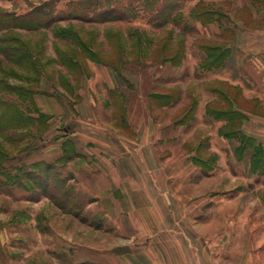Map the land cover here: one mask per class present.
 Listing matches in <instances>:
<instances>
[{
    "label": "crops",
    "instance_id": "1",
    "mask_svg": "<svg viewBox=\"0 0 264 264\" xmlns=\"http://www.w3.org/2000/svg\"><path fill=\"white\" fill-rule=\"evenodd\" d=\"M247 7L251 20L262 24L250 28L237 24L223 62L206 71L211 72V83L225 84L233 108L242 115L240 135L264 150V15L260 19L259 0H248ZM67 68L63 73L70 77L72 71ZM82 75L81 79L93 78V85H103L98 93L107 97L102 107L113 106L118 98L123 101L129 131L114 126L110 136L90 132L99 125L94 107L101 100L90 98L97 94L96 86L86 93L81 82L76 88L75 82L66 84L71 87L65 92L76 100L68 104L64 94H46L40 79L34 103L47 116L45 134L55 138L47 157H61L67 143L71 145L74 155L67 162L76 167L72 179L90 197L84 212H96L99 222L78 225L68 215L64 227L51 222L48 232L35 229V253L26 256L32 264H264V196L252 195L248 189L253 183L254 147H243L237 136L222 134L227 120L207 113V104L218 101V92L208 84L194 90L190 108L195 114L189 118L194 130L186 134L187 122L180 121L182 117L163 122L149 114L150 107L178 106L185 97L182 82L168 84L178 86V99L164 105H156L150 98L153 88H146L143 99L136 102L147 107L148 113L138 121L128 111L132 98L128 89L133 84L137 92L138 85L126 81L123 66L117 72L87 60ZM38 94L46 95L47 103L38 102ZM54 103L65 113L74 110L84 127L66 136L58 134L59 126L51 122L54 117L45 107ZM107 125L99 126L108 129ZM209 158L208 166L201 163ZM238 169L247 188L234 194ZM256 187L259 191L264 183ZM49 208L45 214L52 219L57 212ZM1 259L0 264H29Z\"/></svg>",
    "mask_w": 264,
    "mask_h": 264
},
{
    "label": "rangeland",
    "instance_id": "2",
    "mask_svg": "<svg viewBox=\"0 0 264 264\" xmlns=\"http://www.w3.org/2000/svg\"><path fill=\"white\" fill-rule=\"evenodd\" d=\"M145 1L0 0V80L4 82V88L5 84L13 88L18 85L22 88L33 85L34 93L29 97L34 99V94L39 91L41 79V88L47 91L46 94L58 97L64 94L69 100L66 102L72 104L76 102L74 96L69 91L65 92L67 88L71 87L69 86L71 81L75 82V88L81 82L86 93H92L91 88L96 86L97 94L92 93L93 95L90 97L95 101H99V98L101 100V103L99 102L94 107L95 119L99 125L108 123V129L96 125L91 130L89 129L90 132H103L110 136L114 134V126L128 130L126 125L127 109L120 98L113 102V106L104 108L102 104L107 97L98 94L103 91V85L98 82L93 85V78L83 77L81 79L84 72H82L83 67L80 71H72L70 77L63 73L67 67L63 61H69L66 57L69 52L65 47L68 46L67 43L70 40L56 35L55 32H62L60 29L74 24L83 38L88 35L87 43L96 42V44L94 42V44L88 43V45L96 48L104 58L109 61H118L120 57L126 59V63L123 65L126 81L129 83L134 81L138 85L137 92L133 88V84H130L128 89L132 95V98L128 99V111L130 116L136 115L138 121L144 120L148 113L145 110L147 107H142V103L137 105L136 102L138 99L140 101L143 99L147 92L146 88L165 90L170 87L174 93H179L178 86L168 84L182 82L185 86V97L178 106L171 109L157 108L160 106L150 107L149 114L152 117L155 115L157 120L163 122H172L173 118L182 117L180 121L187 122L186 134L193 133L194 122H190L189 118L195 114V109L190 108L194 103V90L204 84L212 87L219 85L218 82L211 83L209 81L212 77L211 72L206 71L208 69L202 66L210 64L212 57L220 55L219 50L227 47L235 35L237 24L243 23L245 27L250 28L260 26L262 22L251 20V14L247 7L248 0H170L171 3L175 2V6L170 13L169 22L161 28H155L149 23V18L154 14V11L148 9ZM112 2L126 4L124 10L129 15V19L101 23L84 21L90 19L100 7H108ZM259 3L261 19L264 15V0H259ZM116 7L119 6L116 5ZM204 10L206 12L200 15V12ZM31 18L39 21L38 25L45 26H35L34 23L28 21ZM137 30L146 32L150 40L149 44H144L143 47L137 43L136 33H132ZM118 35L123 36L121 46L117 43ZM90 36H93L92 40H90ZM203 43L217 46L219 49H213L212 53L208 55L200 48ZM140 50L145 52L142 59H138ZM174 54L177 55L176 61L179 64L173 65L168 59L165 60V56ZM77 59L80 60L78 63L84 67H86L87 60H91L84 53H79ZM219 60L220 58L217 62ZM170 65L179 66V69H172ZM33 66L40 73L37 84L32 83L31 79H26V76H32ZM33 69L35 70V68ZM29 97L26 96V100L22 102L14 93H1L0 95V100L16 101L25 119L23 120L25 126L8 129L7 125H10L13 120L12 112L9 110V113L2 115L0 111V236H3L0 238V261L1 257H4L8 261L12 259L18 263L23 260V262L27 261L32 264V259L29 260L30 258L26 256L35 253L33 251L36 243L35 229L43 233L48 232L51 222L52 224L57 222L58 228L64 227L66 225L64 218L68 215V218L78 225L90 222L94 225L99 221L96 212H84L90 197L78 181L72 179L74 177L72 168L76 169V167L67 162L74 155L71 145L66 144L68 147L63 156L47 157V150L51 148L55 138L49 132L45 134L49 127L47 117L45 119L44 115L39 116V110L31 107L27 101ZM36 98L38 102L42 103H47L49 100L43 94H38ZM58 106L57 103L45 105L46 109L51 111V116L54 117L51 122L59 126L58 134L66 136L74 128L84 127L73 115L74 110L68 111L71 107L66 108L68 112L65 113L63 108ZM152 110L154 113L151 112ZM204 130L202 129L201 132L204 133ZM203 157L207 158L205 155ZM195 161L200 163L198 158ZM46 162H51L62 178H68L67 185L71 191V199L65 209L55 205L46 196L31 199L32 196H38L39 191L34 189L31 181L25 177L24 171L37 166V164H40L37 166L40 169ZM210 162V158L201 161L205 166H208ZM234 175L237 186L233 193L237 194L247 187L241 183L243 181L241 170L235 171ZM251 178L253 183L248 185L250 194L259 193L264 196V188L260 187L259 191H256L257 184L264 183V166L259 169L254 168ZM49 206H53L57 212V216L55 215L52 219L45 214L50 210Z\"/></svg>",
    "mask_w": 264,
    "mask_h": 264
},
{
    "label": "trees",
    "instance_id": "3",
    "mask_svg": "<svg viewBox=\"0 0 264 264\" xmlns=\"http://www.w3.org/2000/svg\"><path fill=\"white\" fill-rule=\"evenodd\" d=\"M174 1H181V0H174ZM175 2H172L170 0H146L145 5H147L148 9L152 12L154 11V14L149 18V23L152 25V27L155 28H161L165 24L169 22L170 13H172L174 9ZM118 5L119 7H116ZM126 4H120L118 2H112L108 7L99 8L93 16H91L90 19L84 20V21H91V22H107V21H117V20H123V19H129V15L124 10V7ZM206 10L201 11V14H204ZM30 18V17H29ZM71 20V19H70ZM30 23H34L35 26L41 27L45 25H38L40 24L39 21L35 20L34 18H31L28 20ZM29 25V24H27ZM30 26V25H29ZM62 32H55L56 35L61 36L64 39L70 40L67 43V51L69 52L68 55H66L67 60L69 61H63L64 64L71 70H81L84 71L85 67L82 66L81 63H78L80 60L78 58L79 53H84L87 58L96 61L98 63L104 64L106 66H110L117 72H120L121 67L125 65L126 59L124 57H120L118 61H109V59L104 58L102 54L98 52L96 48H92L88 45L86 42V39L88 38V35L83 38L80 31L76 28L74 24H69V26L60 29ZM59 31V30H58ZM59 33V34H58ZM132 33H136L137 43H139L140 46H143L144 44H149L150 40L146 34L145 31H133ZM130 36V35H129ZM90 40H92L93 36L89 37ZM117 43L121 46L123 43V36L118 35L116 37ZM67 42V41H66ZM95 42V41H94ZM94 42H91L89 44H94ZM96 44V42H95ZM145 46V45H144ZM143 46V47H144ZM71 47V48H70ZM201 49H203L207 54L209 55L212 53L213 49H219L217 46H209L207 43H203L200 46ZM64 49V50H65ZM71 49V50H70ZM228 53V48L225 47L221 50H219L220 55H214L212 59L210 60V64L203 65L202 67L207 68L208 70L211 68L218 67L224 60L225 56ZM145 52L140 50L139 58L142 59ZM177 55H171V56H165V60L168 59L169 62H172L173 65L179 64L176 59ZM72 57V58H71ZM179 57V56H178ZM218 58L220 60L217 62ZM216 63V64H215ZM36 66V65H35ZM35 68V70L33 69ZM32 76H26V79L30 80L32 83L37 84L40 78L39 70L33 66ZM4 82L0 80V95L1 93H7L11 94L14 93L18 97L20 101H25V97H29V95L34 93L33 85L32 87H26L22 88V86L18 85L15 88L11 87L10 85L5 84L4 88ZM219 84V83H218ZM216 92H218V101H214L213 103L207 104V113L216 117V118H222L227 120V123L221 127V133L226 136H237L243 147H254V153L251 156V165L252 169L256 168L259 169L260 167L264 166V150L261 146L254 145L248 138H245L243 135H240L239 128L242 122V115L236 111L232 106V101L227 96L226 87L225 84L221 83L217 86H214L212 88ZM150 98L154 101L156 105H164L169 104L172 102H175L178 99V92L174 93L173 89L170 87L165 90H153L150 93ZM29 97L27 101H29V104L31 107H36L34 103V99ZM8 101V102H6ZM7 109V111H6ZM9 110L12 112V118L11 124L7 125L6 127L9 129L11 128H20L22 126H25V123L23 120H25L22 116V112L19 109V105L14 100H0V111L2 115H6L9 113ZM45 116L43 113L39 112V116ZM37 166H40V164H37ZM33 166V168H30L27 171H24L25 177L29 179L34 186V189L39 191L38 196H32L31 199H36L40 196H46L48 197L55 205L60 207L61 209H65L66 205L70 203L71 199V191L68 188L67 181L68 178L64 179L60 176V173L55 169L54 165L51 162H46L42 168L39 169V167ZM37 169V170H35Z\"/></svg>",
    "mask_w": 264,
    "mask_h": 264
}]
</instances>
